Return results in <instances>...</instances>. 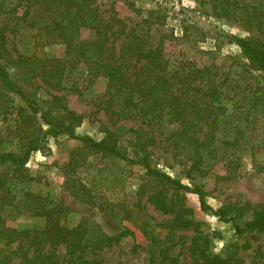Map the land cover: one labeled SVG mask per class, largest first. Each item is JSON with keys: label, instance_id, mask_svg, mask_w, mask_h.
I'll list each match as a JSON object with an SVG mask.
<instances>
[{"label": "trees", "instance_id": "16d2710c", "mask_svg": "<svg viewBox=\"0 0 264 264\" xmlns=\"http://www.w3.org/2000/svg\"><path fill=\"white\" fill-rule=\"evenodd\" d=\"M117 1L142 16L126 33L124 29L113 31L111 22H105L98 12L95 0H0V146L17 142L16 151H0V264H14V260H19V264H101L98 253L116 246L125 237V233L108 235L85 220L72 227L64 226L61 219L69 211L61 202H49L40 194L16 188V177L33 153L48 150L49 139L76 141L84 158L100 156L122 161L144 172V182L137 187L135 200L113 206L150 242L149 264L176 262L170 257L176 245L165 246L160 241L166 226L147 217L145 212L146 197L154 209L171 214L162 198L150 195L158 188L195 195L200 210L211 212L223 223H231L237 237L264 230V206L224 205L214 210L207 202L203 185L194 182L207 179L219 164H223L228 178L240 167L241 159L235 150L248 128L259 119L258 115L264 116V92L256 88L248 94L238 85L226 84L227 79L221 80L216 66L197 67L188 61H171L163 48L153 47L149 42L153 28L166 26L170 18L167 9L161 4L141 9L135 0ZM204 5L218 11V17L264 29V0L243 5L241 10L236 8V0H201L200 6ZM202 14L207 15L204 11ZM22 30H28V39L35 49L62 45L64 55L41 58L16 51V57H12L7 49L10 36L15 38ZM181 32L182 43L213 40L220 49L226 40L225 44L239 49L250 71L264 73L261 42L211 33L190 22L181 25ZM120 35L124 37L116 46L115 38ZM80 65L84 66L90 83L99 78L105 81L99 106L112 119L139 122L145 127L166 123L165 144L176 165L191 180L190 185L169 176L154 163L153 151L148 149L156 141L151 132L141 126L133 130L135 142L130 143V151L108 129L99 140L79 134L81 117L66 107L64 97L42 95L34 86L33 81L39 79L51 88L64 89L69 74ZM70 89L79 92L77 87ZM230 102L244 109V113L226 122L224 114ZM7 120L12 124H6ZM227 125L229 128L224 131ZM223 132L230 137L225 139ZM71 161L76 164L73 158ZM65 185L75 199L88 201L81 195L85 190L81 183L68 177ZM25 215L39 219L42 226L8 225ZM171 223L186 229L193 220L180 216ZM214 262L223 261L214 257Z\"/></svg>", "mask_w": 264, "mask_h": 264}, {"label": "rangeland", "instance_id": "374dc122", "mask_svg": "<svg viewBox=\"0 0 264 264\" xmlns=\"http://www.w3.org/2000/svg\"><path fill=\"white\" fill-rule=\"evenodd\" d=\"M200 1L135 0L137 7L141 9L161 4L168 11L170 18L166 26L153 28L150 31V44L153 47L163 48L171 61H188L197 67L216 66L221 80L227 79L226 84L230 83L233 87L238 85L241 90L245 89L244 93L252 94L251 91L256 88L264 92V73L250 71L246 59L236 46L225 44L226 40L220 49L213 40L198 44L179 41L182 34L181 25L190 22L198 24L211 33L220 32L228 36L246 37L264 44L263 28L218 17V11L214 12L208 5L200 6ZM236 1L238 10L243 9V5L258 2V0ZM95 6L105 22H111L113 31L116 32L124 29L126 33L129 28L142 20V16L133 14L117 0H95ZM202 11L207 15L202 14ZM114 20L119 22L114 23ZM180 21H184L183 24ZM21 33H23L22 37ZM28 33V30H22L15 38L10 36L7 49L12 57H16V51L24 55L35 54L41 58H60L64 55L62 45L35 49L28 39ZM123 37L124 35H120L115 38L116 46L120 45ZM33 82L42 95L64 97L66 107L81 117V125L77 130L79 134L99 140L103 136V131L108 129L118 135L120 145L130 151V143L135 142L133 130L141 126L151 132L156 141L148 149L153 151L154 163L169 176L178 178L185 185H190L191 180L182 168L176 165L165 144L168 133L165 128L166 123L145 127L139 122L112 119L99 106L98 98L105 91V81L99 78L90 83L83 65L69 74L64 89L51 88L39 79ZM72 87H77L79 92H72L70 89ZM226 109L224 114L226 122L236 119L244 110L233 106L231 102L226 105ZM258 117L259 119L248 128L244 140L240 141L235 150L236 155L241 159V164L231 178L227 177L223 164H219L207 179L194 181L203 185L208 194L207 202L214 210L224 205L233 208L264 206V116L260 114ZM13 118L14 116H8V119ZM0 122H2L1 118ZM8 123L12 124L7 120L6 124ZM228 128L227 125L224 131ZM223 133L225 135L227 132ZM225 136V139L230 137L228 134ZM16 147L17 142L13 140L2 143L0 151L12 152L16 151ZM47 147L48 150L44 153L35 152L31 155L24 170L16 177V188L40 194L42 197H47L49 202H61L69 211L61 219L64 226L72 227L85 220L94 228L111 236L125 233V237L116 246L98 253L101 264H149L150 242L135 225L123 218L120 210L113 206L135 200L136 189L144 182V172L138 167H129L122 161L100 156L84 158L78 143L66 138L49 139ZM70 158L71 160L73 158L76 164L71 163ZM68 177L84 186L85 190L81 191V195H85L88 201H80L70 195L65 185ZM150 195L162 198L163 203L171 209L170 215H164L146 202V197L144 198L147 217H152L158 224L166 226L164 230L162 229L160 241L165 246L176 245L170 251V257L172 259L174 257L176 262L167 260L161 264H217L212 263L214 257H220L222 264H264V230L237 237L231 223L221 222L211 212H202L195 195L175 192L167 188L155 189ZM180 206L183 207L182 210ZM180 216L193 220V224L182 229L171 223ZM8 225L15 228H32L41 227L42 222L25 215L9 221ZM13 262L19 264V260ZM156 264H159V261Z\"/></svg>", "mask_w": 264, "mask_h": 264}]
</instances>
